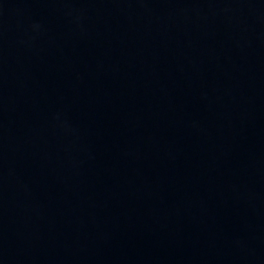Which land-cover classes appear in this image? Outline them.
<instances>
[{
	"label": "water",
	"instance_id": "water-1",
	"mask_svg": "<svg viewBox=\"0 0 264 264\" xmlns=\"http://www.w3.org/2000/svg\"><path fill=\"white\" fill-rule=\"evenodd\" d=\"M0 264H264V0H0Z\"/></svg>",
	"mask_w": 264,
	"mask_h": 264
}]
</instances>
